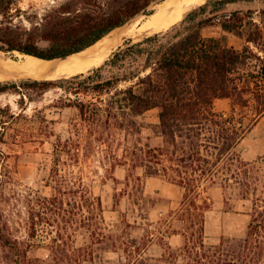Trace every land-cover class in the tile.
<instances>
[{
  "label": "trees",
  "instance_id": "1",
  "mask_svg": "<svg viewBox=\"0 0 264 264\" xmlns=\"http://www.w3.org/2000/svg\"><path fill=\"white\" fill-rule=\"evenodd\" d=\"M18 1L0 0V49L46 60L81 52L143 8L164 2L69 0L29 30L18 31L11 15ZM237 1L208 0L171 29L121 46L103 66L88 73L0 83V94L61 88L110 95L105 104L92 103V115L105 113L115 127L132 136L142 138L149 131L140 148L144 175L166 178L185 190L182 207L171 218L161 219L156 232L147 229V235L133 237L132 231L140 227L137 220H125L124 227L111 231L101 198L90 195L83 180L62 172L61 147L46 183L51 194L31 189L25 200V234L18 235L9 217L1 215L0 264H264V197L254 196L252 163L237 150L264 116V57L249 46L253 39L243 49L229 45L242 26V11L223 10ZM213 26L222 27L220 37L204 35ZM219 99L231 100L229 115L216 111ZM80 106L81 115L87 116L85 105ZM251 107L254 116L247 119L244 114ZM155 109L159 122L147 123L145 115ZM155 140L160 143L152 145ZM72 152L77 160L78 151ZM218 184L238 195L225 196L226 211L245 214L240 204L251 200L252 218L245 230L208 244L205 225L213 205L203 193ZM149 220L145 224L150 227ZM173 236H181V244L172 245ZM79 237L84 238L82 245H77ZM157 239L163 252L148 257ZM111 252L119 254L118 261L107 257Z\"/></svg>",
  "mask_w": 264,
  "mask_h": 264
},
{
  "label": "rangeland",
  "instance_id": "2",
  "mask_svg": "<svg viewBox=\"0 0 264 264\" xmlns=\"http://www.w3.org/2000/svg\"><path fill=\"white\" fill-rule=\"evenodd\" d=\"M67 1L19 0L11 12L14 28L29 30L33 23L42 21L46 13ZM234 11H242L239 16L243 23L237 34L229 39V45L243 49L247 41L253 39L255 42L249 43V46L264 57V0H238L225 5L223 10L226 14ZM249 11L253 13L249 14ZM134 25L125 24L114 31L112 38L122 37L120 47L126 43H137L146 34L154 35L143 33L132 37L133 41L126 40L131 36L124 35V31ZM221 34V26L204 30L205 36L220 37ZM117 50L112 49L114 52ZM105 75L109 76L107 72ZM26 76L23 75L22 79ZM20 80L6 77L0 83ZM23 93L9 91L0 94V217L2 214L9 217L14 229H19L18 235L25 234V200L31 189L43 196L51 194V188L46 183L56 162V151L61 147L65 150L60 165L62 172L73 180H83L90 195L101 198L106 224L111 231H118L119 225L124 227L125 220L131 223L137 220L140 227L131 235L141 238L148 234L147 229L156 232L161 219L171 218L182 207L185 190L180 185L166 178L146 177L140 166L143 155L140 148L147 143L149 131L145 130L142 138L132 136L115 127L105 113L92 115V103L105 104L110 95L75 94L61 88H51L46 92L23 90ZM81 104L85 105V117L81 115ZM215 109L229 115L232 102L229 99L218 100ZM244 115L247 119L253 117L252 107ZM144 120L157 123L158 110L149 111ZM157 143L160 140H155L152 145ZM75 150L78 151L77 160L72 159L69 153ZM237 150L244 161L252 163L250 175L254 181V196L264 197V123L254 133H248ZM240 178L244 181L246 176L241 175ZM229 192L218 184L203 193V197L209 198L213 205L207 213L205 225L208 244H218L224 234L245 230L251 221V200L240 204L239 210L245 214L226 211L224 198ZM232 195L238 197L236 191ZM147 218L152 224L150 227L145 224ZM169 241L174 246L179 245L181 236H173ZM83 242L84 238L79 237L77 245ZM162 252L163 245L157 239L146 255L154 258ZM106 255L109 259L119 260L118 253Z\"/></svg>",
  "mask_w": 264,
  "mask_h": 264
},
{
  "label": "bare ground",
  "instance_id": "3",
  "mask_svg": "<svg viewBox=\"0 0 264 264\" xmlns=\"http://www.w3.org/2000/svg\"><path fill=\"white\" fill-rule=\"evenodd\" d=\"M206 1L165 0L157 6L152 14L138 21L130 29L127 28L128 30L124 31V35L136 38L143 33L155 34L167 31L180 23L194 8L203 5ZM113 33L114 31L85 52L89 53L102 49V52L97 56L84 57V54L75 55L71 60L61 63L57 69L55 68V61L42 59L31 54H23L19 51H15L14 54L0 51V82H3L8 77L5 73H20L37 78L46 77L51 80L88 73L95 68L103 66L114 52L109 48L118 45L122 40V37L119 36L112 38Z\"/></svg>",
  "mask_w": 264,
  "mask_h": 264
},
{
  "label": "water",
  "instance_id": "4",
  "mask_svg": "<svg viewBox=\"0 0 264 264\" xmlns=\"http://www.w3.org/2000/svg\"><path fill=\"white\" fill-rule=\"evenodd\" d=\"M159 4H156V5H153V6H149V7H145L143 8L141 11H139L132 19L129 20V22L127 23L128 26H131V25H134L136 24L138 21H140L141 19H143L144 17L150 15L149 12L152 8H156ZM122 28V27H121ZM126 40L128 41H133L134 39L132 37H128L126 38ZM120 47V44L114 46V47H110L109 49H116V48H119ZM90 48V47H89ZM87 48V49H89ZM87 49L81 51V52H78V53H75V54H71V55H63V56H60L58 58H55V59H52L51 61H55V68L57 69L58 66L65 62V61H69L71 60L75 55H80V54H84V57H94V56H97L98 54H100L102 52V49H97L96 51H92V52H89V53H85L87 51ZM43 59V58H42ZM8 77L12 78V79H16V80H19V79H22L23 77V74H20V73H5ZM24 78H36V79H48L46 77H41V78H37V77H32L30 75H27L26 77ZM48 80H51V79H48Z\"/></svg>",
  "mask_w": 264,
  "mask_h": 264
},
{
  "label": "crops",
  "instance_id": "5",
  "mask_svg": "<svg viewBox=\"0 0 264 264\" xmlns=\"http://www.w3.org/2000/svg\"><path fill=\"white\" fill-rule=\"evenodd\" d=\"M219 100H223V99H219ZM218 101V100H217ZM159 122V121H158ZM157 122V123H158ZM264 123V116L260 119V121L258 122V124L256 125V127L253 129V131H251L252 133H254L260 126H262V124ZM246 140V138L245 139H243V141L242 142H244ZM242 142L240 143V144H242ZM239 144V145H240Z\"/></svg>",
  "mask_w": 264,
  "mask_h": 264
}]
</instances>
